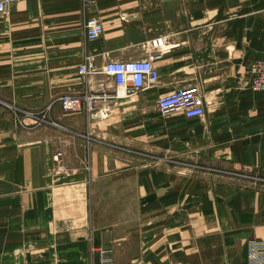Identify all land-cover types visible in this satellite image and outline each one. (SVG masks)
<instances>
[{"label": "crops", "instance_id": "1", "mask_svg": "<svg viewBox=\"0 0 264 264\" xmlns=\"http://www.w3.org/2000/svg\"><path fill=\"white\" fill-rule=\"evenodd\" d=\"M103 35L91 41L86 21ZM162 40L155 48L153 40ZM92 58L98 73L79 68ZM150 59L127 96L103 69ZM264 0H22L0 14V264H249L264 240ZM200 87L205 116H162ZM62 94L94 107L66 112ZM50 106L48 121L31 113ZM143 152L144 158L137 157Z\"/></svg>", "mask_w": 264, "mask_h": 264}, {"label": "built area", "instance_id": "2", "mask_svg": "<svg viewBox=\"0 0 264 264\" xmlns=\"http://www.w3.org/2000/svg\"><path fill=\"white\" fill-rule=\"evenodd\" d=\"M22 0H0V14H6L8 8L15 2ZM86 6L94 4L95 0H83ZM87 37L91 41L99 39L104 32L103 22L95 16L86 21ZM162 40H153L152 46L157 48ZM103 72L111 77L118 87V95L122 97L131 96L140 90L154 86L159 82L160 73L150 59L132 61H109ZM79 73L82 75H94L98 73L94 60L87 58L80 66ZM251 87L257 91H264V59L255 60L249 68ZM62 109L66 112L80 113L84 110H92L94 107L91 96H74L62 94L58 97ZM158 111L162 116L173 112H182L186 118H202L205 116L204 97L200 87L188 86L164 94L158 98ZM50 109V108H49ZM37 118V124L45 120ZM99 264H114L113 258L104 249H99ZM249 264H264V240L252 239L249 241Z\"/></svg>", "mask_w": 264, "mask_h": 264}, {"label": "rangeland", "instance_id": "3", "mask_svg": "<svg viewBox=\"0 0 264 264\" xmlns=\"http://www.w3.org/2000/svg\"><path fill=\"white\" fill-rule=\"evenodd\" d=\"M96 3H97V0H95V2H94V4H90L89 6H86L87 8H90V7H94L95 5H96ZM49 108H50V106L49 107H47L43 112H39V113H31V115H33V116H35V117H37V118H42V115L43 114H45V116H46V118H45V120L42 122V123H44V122H47L48 121V114H49ZM41 123V124H42ZM41 124H37V119H36V125L38 126V125H41ZM137 157H140V158H144V155H143V152H139L138 154H137ZM108 252V251H107ZM114 261V260H113Z\"/></svg>", "mask_w": 264, "mask_h": 264}]
</instances>
